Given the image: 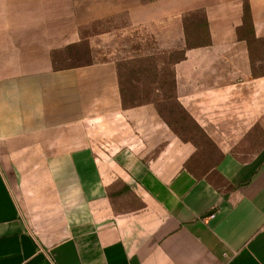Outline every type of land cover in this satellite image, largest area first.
I'll use <instances>...</instances> for the list:
<instances>
[{
  "label": "crops",
  "instance_id": "0c3cea01",
  "mask_svg": "<svg viewBox=\"0 0 264 264\" xmlns=\"http://www.w3.org/2000/svg\"><path fill=\"white\" fill-rule=\"evenodd\" d=\"M29 1L0 0V264H264V142L196 175V144L126 107L115 62L54 68ZM208 23L178 101L200 128H264V0Z\"/></svg>",
  "mask_w": 264,
  "mask_h": 264
},
{
  "label": "rangeland",
  "instance_id": "374dc122",
  "mask_svg": "<svg viewBox=\"0 0 264 264\" xmlns=\"http://www.w3.org/2000/svg\"><path fill=\"white\" fill-rule=\"evenodd\" d=\"M217 1L30 0L29 23L44 29L55 69L115 62L126 107L155 103L164 121L198 147L192 168L200 176L226 152L249 157L264 142L259 126L200 128L178 101L175 66L187 49L211 42L208 11Z\"/></svg>",
  "mask_w": 264,
  "mask_h": 264
}]
</instances>
